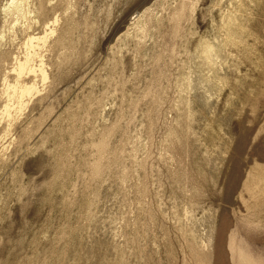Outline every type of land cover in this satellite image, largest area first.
<instances>
[{
    "label": "rangeland",
    "instance_id": "1",
    "mask_svg": "<svg viewBox=\"0 0 264 264\" xmlns=\"http://www.w3.org/2000/svg\"><path fill=\"white\" fill-rule=\"evenodd\" d=\"M0 264H264V0H0Z\"/></svg>",
    "mask_w": 264,
    "mask_h": 264
}]
</instances>
